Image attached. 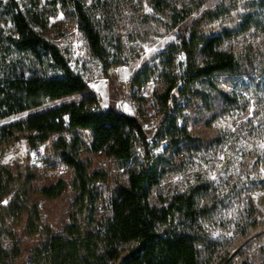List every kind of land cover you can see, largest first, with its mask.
I'll return each mask as SVG.
<instances>
[{
  "label": "rangeland",
  "instance_id": "374dc122",
  "mask_svg": "<svg viewBox=\"0 0 264 264\" xmlns=\"http://www.w3.org/2000/svg\"><path fill=\"white\" fill-rule=\"evenodd\" d=\"M16 1L32 28L91 86L85 93L0 121V128L88 100L93 111L116 109L137 119L147 144L136 138L128 161L115 160L103 150L92 152V134L83 130L55 134L34 147L23 136L7 145L0 165L11 171L15 190L0 197L2 264H28L33 249L70 224L78 192L65 157L78 161L89 177L108 180L105 186L90 185L95 206L103 207L99 218L111 217L110 203L117 191L128 187L130 174L150 165L157 172L150 207L163 210L177 197L194 199L195 220L176 216L170 227L198 237L203 264H264V0H82L101 38L108 69L93 57L69 0ZM207 14L216 16L196 29L197 38L221 36L218 51L234 55L237 69L197 79L185 94H179V82L165 105L162 97L171 81L186 75L180 46ZM0 31L14 34L7 0H0ZM1 58L10 71L26 77L63 75L43 54L38 60L0 44ZM203 61L199 51L195 63L202 67ZM142 83H150L149 92L132 98V86ZM34 148L39 156L32 154ZM60 170L65 174L55 176ZM60 182L65 190L58 199L39 194ZM23 192L36 207L37 231L29 226Z\"/></svg>",
  "mask_w": 264,
  "mask_h": 264
},
{
  "label": "trees",
  "instance_id": "16d2710c",
  "mask_svg": "<svg viewBox=\"0 0 264 264\" xmlns=\"http://www.w3.org/2000/svg\"><path fill=\"white\" fill-rule=\"evenodd\" d=\"M14 34L0 31V44L11 49L35 55L42 54L63 73L61 77L32 76L10 71L6 59H0V121L36 110L46 103L55 102L76 94L87 92L88 86L82 77L69 68L60 50L42 38L31 22L19 10L16 0H7ZM79 26L85 34L93 57L110 64L104 59V50L99 34L82 0H69ZM215 14H207L196 24L189 41L180 46L186 56V75L179 81H171L163 95L168 104L173 91L188 92V86L195 80L210 79L215 74L237 69L234 55L219 52L223 42L221 36L209 40L198 39L196 29L205 21H211ZM200 51L204 56L202 67L195 63ZM144 84V83H142ZM135 84L132 87L140 86ZM88 100L62 105L0 128V154L10 143L23 136L28 144L46 143L53 135L70 130L90 131L92 152L104 151L109 157L128 161L133 156L134 141L140 139L147 144L144 130L137 119L116 109L106 112L93 111ZM67 118V121H66ZM177 131V129H175ZM65 163L75 173V188L78 192L70 224L57 236L51 237L30 253L28 264H203L197 249L198 237L190 233L172 230L176 216L195 220L196 203L192 197H177L167 209L150 207L148 199L151 188L157 182V172L145 165L129 176L128 187L117 191L110 203L111 217L99 218L96 198L90 185L101 180L99 175L89 177L87 170L72 157H65ZM105 180V179H104ZM102 180V181H104ZM15 180L11 171L0 165V197L14 192ZM65 190L64 183L42 189L39 194L48 199H58ZM23 192L25 211L30 215L29 226L37 231L39 216L34 204ZM24 200V201H23ZM126 246L125 249L121 248ZM0 253V264L4 260ZM18 254L14 256L16 258ZM204 264H212L206 262Z\"/></svg>",
  "mask_w": 264,
  "mask_h": 264
},
{
  "label": "built area",
  "instance_id": "2783aa9c",
  "mask_svg": "<svg viewBox=\"0 0 264 264\" xmlns=\"http://www.w3.org/2000/svg\"><path fill=\"white\" fill-rule=\"evenodd\" d=\"M85 84H86L87 86H91V82H86V81H85ZM150 88H151L150 83H144V84H142V85H140V86L132 87V88H131V90H132V91H131V97H132V98H135V99H136V98H141V97H143L147 92H149ZM130 103H131V105H132L133 107H136V104H135L134 100H131ZM32 154H33L34 156H39V155L41 154V152H40V150H39L38 148H34V149L32 150ZM64 174H65V170L56 171V172L54 173L55 176H62V175H64ZM99 184H101L102 186H105L106 184H108V180L101 181V182H99ZM102 211H103V207L98 206V207H97V212H102Z\"/></svg>",
  "mask_w": 264,
  "mask_h": 264
}]
</instances>
